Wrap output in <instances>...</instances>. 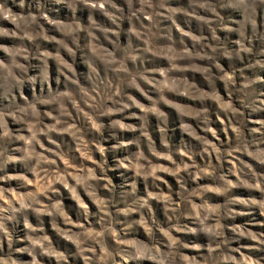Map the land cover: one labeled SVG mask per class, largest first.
<instances>
[{
  "label": "clouds",
  "instance_id": "9594fccd",
  "mask_svg": "<svg viewBox=\"0 0 264 264\" xmlns=\"http://www.w3.org/2000/svg\"><path fill=\"white\" fill-rule=\"evenodd\" d=\"M179 3L0 0V251L17 246L27 264H261L245 253L264 252V232L240 220L264 217V0ZM110 172L131 181L123 199ZM157 209L166 226L150 222Z\"/></svg>",
  "mask_w": 264,
  "mask_h": 264
},
{
  "label": "rangeland",
  "instance_id": "374dc122",
  "mask_svg": "<svg viewBox=\"0 0 264 264\" xmlns=\"http://www.w3.org/2000/svg\"><path fill=\"white\" fill-rule=\"evenodd\" d=\"M174 6H180L179 0H174ZM221 38L224 39L223 35H221ZM157 43L160 46H163L166 42L165 41H157ZM225 46L226 47L231 46L230 40H225ZM149 67L150 68H157V67H163V65H151ZM225 67L229 71H238L241 67H243V65L236 64V65H233L232 67H229L226 64ZM245 74L248 75L249 73H245ZM136 95H137V99H140L142 102H146L143 97L139 96L138 94H136ZM85 111H87V109H85ZM259 118L264 119V114H262L261 117H259ZM213 126L217 128L218 132L221 133V139L224 141L225 146H227V138L223 136L220 125L217 123V124H214ZM148 128H149V131L152 132V134L155 138V134H156L155 125L150 122L148 124ZM209 138L211 139V137H209ZM85 139L89 140L91 142V138L85 137ZM183 140H184V138L179 136V135L173 136L170 139V143L172 144L173 149L174 150H183V151L189 152L190 154L193 155V159L196 161V163L198 165H200L201 167H203L205 164V161L202 160L198 155H196V153L199 152V148L190 142L187 144L182 143ZM45 143H47V141H45ZM60 143H61V147L63 149V152L69 158H72L74 155L73 154V147H74L73 143L70 140L60 141ZM49 147H51V145H49ZM145 154L147 155V153H145ZM149 158H151V157H149ZM72 163L76 164L77 163L76 159H72ZM112 163H113V158L111 157V154H110L109 166H111ZM212 163H215V160H213ZM259 171H264V169H259ZM109 176H110V178H112L113 183L117 185V199H123V194L125 192L129 191V189L123 188L122 185L125 183H131V181L128 180L127 177L121 178L120 174H118V173H111L110 172ZM5 186L7 187L9 185H5ZM11 186L15 187L14 184ZM169 186H171L173 191L178 190L177 186L175 185V183L170 178H169ZM169 186L161 185L160 188L163 189L164 191H168ZM139 190H140V192L144 191L142 186L140 187ZM148 190L149 191H156L157 189L149 188ZM101 194L103 195L104 193H101ZM247 195H249L251 198H254V199H260L261 198L258 193H248ZM69 214L72 215L71 212ZM115 218L120 224H123L124 227H127L129 224H131V220H128L127 222H125L123 217H121V216H116ZM135 218L136 217L134 216L133 219H135ZM73 220H77V222H79V223H84L86 226L90 225L92 227H98V222L96 220L90 219L89 221H85L83 219H78L75 216H73ZM151 220H155L158 224L166 226V221H165L161 211L158 209L155 210V214L153 217H151L150 222H151ZM258 221H264V217H260L258 214L246 216V217L241 218L240 223L246 224V225L252 227L253 231L264 232V227L258 226V224H257ZM45 229H46V231H48L49 235H52V233L48 229L47 225H45ZM13 231H14V235H15V230H13ZM135 238H140V237H135ZM245 243H247V242H245ZM235 246H237V245H234V247ZM16 247L17 246H14L13 250L11 252H9L7 245L5 244L3 251H0V256L4 257L5 259H8L10 257L11 260L17 261V264H27V261L29 258L25 254L16 252L15 251ZM245 254L253 256L254 259H259L261 264H264V252H246ZM190 255H196V254L190 253ZM236 255L238 256V254H236ZM197 259H199V256H197Z\"/></svg>",
  "mask_w": 264,
  "mask_h": 264
}]
</instances>
